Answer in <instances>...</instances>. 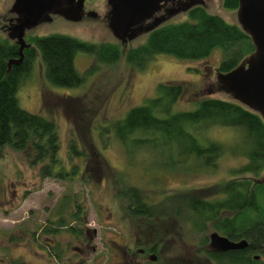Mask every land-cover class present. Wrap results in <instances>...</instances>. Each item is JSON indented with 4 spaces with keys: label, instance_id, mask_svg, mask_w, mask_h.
I'll return each mask as SVG.
<instances>
[{
    "label": "rangeland",
    "instance_id": "rangeland-1",
    "mask_svg": "<svg viewBox=\"0 0 264 264\" xmlns=\"http://www.w3.org/2000/svg\"><path fill=\"white\" fill-rule=\"evenodd\" d=\"M13 1L0 0V36L9 40L6 29ZM203 1L208 12L220 15L229 23H238L236 9L225 8L223 0ZM94 7L103 15L105 1L96 0ZM180 21L193 19L187 12L180 11L165 23ZM50 34L69 35L94 44H114L120 53L116 61L103 62L92 53L77 51L74 64L83 81L75 87H64L46 80L44 63L39 51L36 52L31 68L16 92L18 104L54 121L60 139L62 166L68 175L77 178L41 177L38 165L31 166L20 151L8 146L1 151L0 264L16 260L27 264H176L185 261L211 264L201 253L209 248L210 233L217 230L209 222L202 226L196 216L182 221V226L174 227V220L169 222L174 224L164 232L175 235V239L170 236L167 240H159L160 249L153 252L155 260L136 253L137 237L145 243V237L148 239L151 235L124 218L126 213L121 210L120 201L115 202V179L144 188L152 195L151 200L167 205L169 218L179 209L184 219V207L181 200L172 197L174 193L187 191L190 196L212 199L223 182L248 177L264 181V170L258 175L235 173V169L245 162V157L240 154L245 145L238 131L216 126L203 131L205 136L225 146V152L215 166L194 169L198 165L188 156L183 165L187 169H169L164 165L181 158L177 155L176 143L156 139L140 145L130 142L122 145L113 132L106 130L114 121L123 119L132 107L143 104L146 98L155 97L159 83L184 84V92L173 104V111L194 109L200 99L195 95L199 90L201 96L231 99L218 90L215 78L216 68L223 58L222 49L216 47L209 56L201 59L155 54L145 64L137 66L127 62L126 54L140 46L147 33L136 35L125 46L102 21L73 22L62 16L27 30L25 40L32 45L31 37ZM65 96L78 98L85 118H82V124L72 119L73 115H65L59 102ZM71 111L77 112L78 108ZM71 138L79 149H85L88 157L67 158ZM75 159L82 165L73 172L71 163ZM74 193L76 197H73ZM78 208H82V219L71 218ZM60 217L64 224H74L73 229H80L82 234L76 237L68 232V226L58 225ZM44 227L57 232L45 233ZM126 249L128 253H124ZM54 250H61L60 259L55 257Z\"/></svg>",
    "mask_w": 264,
    "mask_h": 264
},
{
    "label": "trees",
    "instance_id": "trees-1",
    "mask_svg": "<svg viewBox=\"0 0 264 264\" xmlns=\"http://www.w3.org/2000/svg\"><path fill=\"white\" fill-rule=\"evenodd\" d=\"M237 4L238 0H223L225 8L236 9ZM188 14L193 21L163 23L153 27L140 46L127 52V62L142 66L155 54H170L179 59H201L218 47L223 51V58L217 69L225 72L238 65L253 49L249 35L238 23H229L201 5L192 8ZM31 41L32 45L25 50L23 61L19 65H11L8 70V60L18 56L17 45L0 36V153L8 146L23 153L31 166L38 165L41 177L73 180L77 177L68 175L59 157L60 139L56 124L52 119L21 108L16 92L30 70L37 51L44 63L47 81L57 86L75 87L83 81V76L74 64L77 51L92 53L103 62H114L120 49L114 44H94L63 34L36 35L31 37ZM184 88V84L180 82L159 83L155 97L146 98L143 104L132 107L123 119L111 123L106 132H113L122 145L127 142L140 145L156 139L169 144L172 141L176 143L177 155L181 158L164 165V168H183L185 158L191 156L198 165L194 168L196 169L215 166L218 158L225 152L222 142L208 138L203 131L215 126L232 127L238 131L245 145V149L240 152L245 157V162L235 169V173L258 175L264 170V119L232 98L201 96L200 90L195 93L200 99L194 109L173 111L172 106L181 97ZM59 102L67 117L73 115L72 119L76 122L82 121L84 113L78 98L65 96ZM75 107L78 111H71L76 110ZM66 156L69 159L78 156L85 159L88 154L84 148L79 149L71 138ZM76 160L70 166L73 172L82 165ZM115 180V202L119 203L117 199L120 201V208L126 213L124 218L132 220L142 231L150 232L151 238L145 237V243L141 240L137 242L147 252L156 253L160 249L159 240H167L172 236L164 232L174 224L169 222L174 220V227L182 226L184 220L194 219L196 216L202 226L209 222L229 239H245L248 243L243 249L234 252L222 253L205 249V253L201 254L206 261L211 264H264L263 180L248 177L223 182L212 199L190 196L187 191L174 193L172 197L181 200L184 207V219L181 218L179 209L169 218L168 210L165 209L167 205L151 200L152 195L145 192L144 188ZM76 196L74 193L73 197ZM82 213V208H78L71 214V218L82 219ZM63 220L60 217L58 225L68 226V232L76 237L82 234L80 229H73L74 224L66 225ZM44 232L57 231L44 227ZM170 239H175V235ZM60 253L61 250H54L58 259L61 258ZM255 253H259V258L255 257ZM10 264L27 263L16 260ZM176 264L189 263L185 261Z\"/></svg>",
    "mask_w": 264,
    "mask_h": 264
},
{
    "label": "water",
    "instance_id": "water-1",
    "mask_svg": "<svg viewBox=\"0 0 264 264\" xmlns=\"http://www.w3.org/2000/svg\"><path fill=\"white\" fill-rule=\"evenodd\" d=\"M84 0H14L11 11L17 16L15 22L7 27V36L15 40L18 56L8 60L11 65H19L24 58V50L31 46L25 40V33L37 25L49 21L52 15H61L67 20L80 18ZM111 6L110 28L115 37H123V42L132 40L139 26L149 20L158 11L162 2L168 0H106ZM183 8L203 5V0H187ZM237 20L249 35L253 49L232 69L222 72L216 68V83L219 91L229 95L235 101L257 112L264 119V0H238ZM155 19L151 28L160 24ZM247 241H233L226 235L213 231L209 235V248L213 251L243 249ZM259 258V255L255 256ZM154 254L149 255L155 260Z\"/></svg>",
    "mask_w": 264,
    "mask_h": 264
},
{
    "label": "flooded vegetation",
    "instance_id": "flooded-vegetation-1",
    "mask_svg": "<svg viewBox=\"0 0 264 264\" xmlns=\"http://www.w3.org/2000/svg\"><path fill=\"white\" fill-rule=\"evenodd\" d=\"M95 1L96 0H84L80 18L77 21H73V22H81V21H84V20L88 21V20H91V19H93L95 21H102V22H104L106 24V26L110 29L111 33L113 34V32H112V30L110 28V25H109L110 24V19H111V16H112V14H111V6L108 4V2L106 0H104L106 8L103 11V15H100L99 11H97L95 9V7H94L95 6ZM187 3H188L187 0H168V1L162 2L160 4V6H159L158 11L154 14V16L152 18H150L149 20H146L145 22H143L139 26V30H138L137 36L138 35L140 36L143 33H148L152 29L151 27H152L155 19H160L161 20L160 24H163L171 17V15L175 14L176 12L182 11V12H187L188 13L192 8L200 5V4L193 5L190 8H188L187 10H184L183 8L186 6ZM204 5H205V3L203 5H201V6H204ZM9 12H10L11 16L8 18V20L10 22H15V18H16L17 15L11 11V8H10ZM55 16H61V15H52L51 19L49 21H46V22L52 21V19ZM69 21H72V20H69ZM2 30H4V27H2ZM117 39H119L120 43L124 44L125 46L129 45V43H130L129 41L123 42V37L117 38ZM12 42L15 43V40H12ZM17 50H18V46H17ZM25 50L23 52H25ZM136 240H137L136 244L134 243V246L136 247V250H135L136 253H139V254L148 253L147 255L153 254V252H150V251L147 252L148 250L145 247L139 246L137 244V242L140 241V237H137ZM233 241H238V240H233ZM129 250H131V249H129ZM238 250L239 249L228 250V251H233L234 252V251H238ZM127 251H128V249L124 250V253H128ZM224 252H227V251H224Z\"/></svg>",
    "mask_w": 264,
    "mask_h": 264
}]
</instances>
